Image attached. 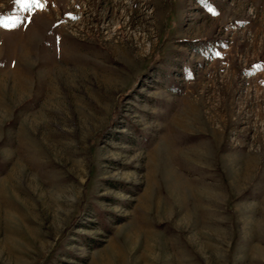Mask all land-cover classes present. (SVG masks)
Returning a JSON list of instances; mask_svg holds the SVG:
<instances>
[{
    "label": "rangeland",
    "instance_id": "rangeland-1",
    "mask_svg": "<svg viewBox=\"0 0 264 264\" xmlns=\"http://www.w3.org/2000/svg\"><path fill=\"white\" fill-rule=\"evenodd\" d=\"M41 3L0 0V264H264V0Z\"/></svg>",
    "mask_w": 264,
    "mask_h": 264
},
{
    "label": "snow or ice",
    "instance_id": "snow-or-ice-1",
    "mask_svg": "<svg viewBox=\"0 0 264 264\" xmlns=\"http://www.w3.org/2000/svg\"><path fill=\"white\" fill-rule=\"evenodd\" d=\"M19 6L24 8H42L41 0H16ZM211 10V9H210Z\"/></svg>",
    "mask_w": 264,
    "mask_h": 264
}]
</instances>
